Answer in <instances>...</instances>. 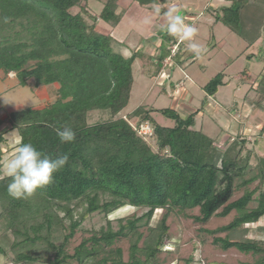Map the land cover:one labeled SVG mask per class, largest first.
<instances>
[{
  "label": "trees",
  "instance_id": "trees-1",
  "mask_svg": "<svg viewBox=\"0 0 264 264\" xmlns=\"http://www.w3.org/2000/svg\"><path fill=\"white\" fill-rule=\"evenodd\" d=\"M94 1L101 4L100 12L92 11L90 0H0L2 80L15 73L19 86L34 92L46 87L50 95L42 106L0 118V165L17 146L10 145L8 138L14 131L21 142H30L47 155L69 156L53 183L27 200L9 197V180L0 177V220L14 239L10 264H159L170 214L187 216L194 210L198 215L191 218L199 224L235 213L229 224L206 231L212 243L223 251L235 249L256 258L247 264H264V240L232 236L264 220V157L258 158L252 149L243 155L247 138L238 136L218 148L215 139L196 129L207 99L201 110L187 116L173 108L143 105L122 116L132 99L134 63L144 54L136 49L124 57L114 50L123 43L112 33L99 31L101 23L112 30L121 24L127 13L120 5L123 0ZM129 1L146 10L159 6L161 14L169 4L168 0ZM223 1L227 4L215 13L212 10L215 23L236 34L247 44L246 50L260 44L264 0ZM160 39L156 53L149 56L158 73L167 67V59L173 66L187 62L188 49L182 41L166 32ZM254 57V53L247 56ZM225 79L223 72L214 76L203 87L207 96L214 97L227 84ZM255 82L251 90L261 99L254 104L264 111V67ZM95 112L108 119L90 124ZM153 113L171 120L173 126L159 124ZM145 123L152 126L149 137L136 130ZM64 125L75 131L73 143H61L57 137L55 129ZM148 140L155 141L156 149ZM253 159L258 161L255 166ZM254 183L258 187L250 189ZM240 190L242 196L233 200ZM125 206L144 213L120 219L117 229L107 220L69 251L88 217L107 218ZM157 210L166 212L152 226ZM122 240L130 244L127 260L117 246ZM0 253L8 255L2 248Z\"/></svg>",
  "mask_w": 264,
  "mask_h": 264
},
{
  "label": "rangeland",
  "instance_id": "rangeland-1",
  "mask_svg": "<svg viewBox=\"0 0 264 264\" xmlns=\"http://www.w3.org/2000/svg\"><path fill=\"white\" fill-rule=\"evenodd\" d=\"M168 1V9L176 7L185 22L197 28L196 42L204 49L199 57L188 50L186 54L188 61L184 66L179 64L173 66V62L167 59L165 61L167 67L158 73L149 57L156 53L161 41L160 35L166 32L163 27L165 17L161 14L159 6L146 10L136 3L132 5L129 0H123L120 5L127 13L120 26L113 31L105 23L99 25L100 32L113 33L116 39L126 43L116 44L114 46L116 52L124 57H130L134 50L141 49L144 54L142 59L138 58L134 63L135 83L132 99L122 116H127L142 105L153 109L173 108L187 116L201 110L203 102L207 99L205 110L197 117L196 129H202L205 134L215 139L218 148H223L231 139L238 136L247 138L248 144L243 155L246 156V151L252 149L258 158H263L264 134H261V129L264 125V111L255 105V101L261 97L251 90L256 86L257 76L264 67L263 45L246 50L247 44L236 34L222 23H215L212 10L215 13V9L223 6L220 0ZM90 7L95 12H100L102 8L101 4L94 0H90ZM156 39L159 40L158 44L155 43ZM183 44L186 46V42ZM251 53L256 57L249 60L247 56ZM245 70L248 71L247 75L242 78ZM221 72L226 75L227 84L220 87L214 97H208L203 87ZM11 75L16 77L15 73ZM48 94L44 88L34 92L29 86H19L17 79L2 81L0 77V117L5 119L10 112L42 106L47 102L46 98H50ZM153 116L163 126L174 124L159 113H153ZM107 119V115L95 112L90 115L89 123L95 124ZM136 122L137 119L131 120L132 124ZM8 138L10 145L20 141L16 131L10 133ZM148 141L156 149L155 141ZM14 152L6 154L3 161L9 159ZM251 163L255 166L258 161L253 159ZM257 187L258 183H254L250 189ZM242 194L243 190L238 191L233 200ZM258 195L259 193L256 197ZM165 212L157 210L151 225L156 226ZM142 213H144L142 209L125 206L107 218L101 214L88 217L82 226L83 230L71 240L69 251L72 252L73 248L89 235L88 231L99 230L106 225L107 220L112 221L114 228L117 229V222L120 219ZM196 215L197 210L187 212V216L177 212L170 214L167 220L168 235L164 241V250L159 255V264H247L256 260L255 257L242 254L235 249L221 250L212 243L213 237L206 232L229 224L235 213L226 218L214 217L207 224L196 223L191 218ZM263 228L264 220L250 225L248 229L243 228L232 236L235 240H264ZM219 236L224 237L225 234ZM13 240V236L5 230L3 220H0V248L8 253L7 256L0 253V264H10L14 258L15 255L10 249ZM117 246L123 249L124 259L127 260L129 242L122 240Z\"/></svg>",
  "mask_w": 264,
  "mask_h": 264
},
{
  "label": "clouds",
  "instance_id": "clouds-1",
  "mask_svg": "<svg viewBox=\"0 0 264 264\" xmlns=\"http://www.w3.org/2000/svg\"><path fill=\"white\" fill-rule=\"evenodd\" d=\"M157 13L159 10L157 9ZM164 30L174 38L186 42L187 49L199 57L204 49L196 42L197 28L185 22L176 7H170L165 13ZM61 143H73L75 131L67 125L55 129ZM69 161L68 154L55 157L38 150L32 143L17 141L14 154L0 165V177L8 178L7 194L12 199L27 200L38 190L53 183L55 175Z\"/></svg>",
  "mask_w": 264,
  "mask_h": 264
},
{
  "label": "built area",
  "instance_id": "built-area-1",
  "mask_svg": "<svg viewBox=\"0 0 264 264\" xmlns=\"http://www.w3.org/2000/svg\"><path fill=\"white\" fill-rule=\"evenodd\" d=\"M179 42H181V40H179ZM175 49H177L176 46L173 48V51H175ZM136 130L140 135L145 137L152 135V126L149 123L141 124Z\"/></svg>",
  "mask_w": 264,
  "mask_h": 264
},
{
  "label": "crops",
  "instance_id": "crops-1",
  "mask_svg": "<svg viewBox=\"0 0 264 264\" xmlns=\"http://www.w3.org/2000/svg\"><path fill=\"white\" fill-rule=\"evenodd\" d=\"M220 1L223 2V5H226V4H227V3H226L225 1H223V0H220ZM119 26H120V25H119ZM119 26H118V27H119ZM118 27H117V28H118ZM117 28H116V29H117ZM114 30H115V29H114ZM114 30H113V31H114ZM112 34H113V33H112ZM263 39H264V38H263ZM119 41H120V40H119ZM120 42H121V41H120ZM158 42H159V40L156 41L157 44H158ZM262 42H263V40L261 41L260 44L256 45L255 47H257V46H262ZM122 43H123V44H126L124 41H123ZM253 48H254V47H253ZM155 52H156V51H155ZM187 61H188V60H187ZM185 64H187V62H185L182 66H184ZM9 76H12V75L10 74ZM0 77H1V76H0ZM225 77H226V75H225ZM1 78H2V77H1ZM9 79H16V77H15V76H12L11 78H8L7 80H9ZM7 80H6V81H7ZM225 80H226V79H225ZM2 81H3V80H2ZM42 88H44V90L47 91V93H48V89H47L46 87H41V88H39L36 92L42 90ZM175 88H176V87H175ZM48 97H50L49 94H48ZM46 99H47V101H48L50 98H46ZM0 118H1V117H0ZM10 133H12V132H10ZM10 133H9V134H10ZM9 134H8V135H9ZM17 135H18V134H17ZM19 139H20V138H19ZM15 145H17V144H15ZM15 145H14V146H15ZM14 151H15V150H14ZM12 152H13V151H12Z\"/></svg>",
  "mask_w": 264,
  "mask_h": 264
},
{
  "label": "water",
  "instance_id": "water-1",
  "mask_svg": "<svg viewBox=\"0 0 264 264\" xmlns=\"http://www.w3.org/2000/svg\"><path fill=\"white\" fill-rule=\"evenodd\" d=\"M262 45H263V47H264V39H263Z\"/></svg>",
  "mask_w": 264,
  "mask_h": 264
}]
</instances>
